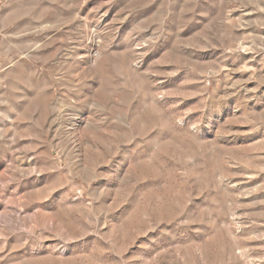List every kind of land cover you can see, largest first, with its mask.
<instances>
[{
    "label": "rangeland",
    "instance_id": "374dc122",
    "mask_svg": "<svg viewBox=\"0 0 264 264\" xmlns=\"http://www.w3.org/2000/svg\"><path fill=\"white\" fill-rule=\"evenodd\" d=\"M0 264H264V0H0Z\"/></svg>",
    "mask_w": 264,
    "mask_h": 264
}]
</instances>
